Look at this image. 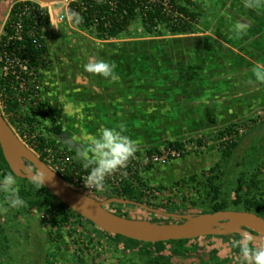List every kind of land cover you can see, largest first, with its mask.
Masks as SVG:
<instances>
[{
  "label": "rangeland",
  "instance_id": "374dc122",
  "mask_svg": "<svg viewBox=\"0 0 264 264\" xmlns=\"http://www.w3.org/2000/svg\"><path fill=\"white\" fill-rule=\"evenodd\" d=\"M70 1L39 2L49 15L44 35L52 62L48 69L38 70L36 83H28L30 91L20 92L18 115L29 116L40 103H46L35 109L32 127L17 120L0 88V108L26 147L39 156L35 150L39 136L60 141L47 129L51 125L49 117L53 116L64 132L85 145L83 159L80 161L77 153L61 141L59 148L67 151L74 163L84 164L91 156V140L101 126L122 128L143 155L151 147L163 150V156L153 160L140 158L145 165H155L143 173L145 182L171 186L182 177L210 169L220 160L219 143L211 139L215 131L230 123L247 122L240 132L241 144L226 165L224 191L232 194L244 172L247 177L262 180L259 185L264 190V81L256 77L258 71H264V0H251L254 7H245V0H196L202 15L194 33L170 34L161 24V35L148 34L138 18L118 38L110 40L99 39L94 27H80L71 14ZM15 2L0 0V40ZM237 24L244 26L240 33L236 32ZM89 60L114 65L118 80L88 73L93 88L86 91L82 80L86 73L79 64ZM3 65L0 64V81ZM44 112L47 116L42 115ZM203 135L207 139L205 146L196 148L195 143H190L191 154L169 157V141ZM16 179L19 193L22 189L37 193L29 189L30 180L25 183L23 178ZM108 193H112L110 187L97 195L105 200ZM147 194L155 204L182 206L184 210L176 214H206L199 213L203 205L187 208L184 192L177 189ZM112 210L133 219L149 215L132 204ZM51 218L52 211L38 207L30 210L28 204L9 208L0 194V264H150L87 221L74 217L66 225L55 226ZM169 218L156 221L183 222ZM251 229L241 227L242 232ZM257 243V247H264ZM209 244L206 237L195 238L192 245L199 251L182 252L186 256H174L171 263L244 264L240 252L231 246L217 240L215 245L223 248L214 252ZM175 246L168 244L167 250Z\"/></svg>",
  "mask_w": 264,
  "mask_h": 264
},
{
  "label": "trees",
  "instance_id": "16d2710c",
  "mask_svg": "<svg viewBox=\"0 0 264 264\" xmlns=\"http://www.w3.org/2000/svg\"><path fill=\"white\" fill-rule=\"evenodd\" d=\"M15 1L3 27L4 33L0 40V55L4 52L8 54L14 53L22 60H27L30 68L34 66L37 70L40 68L48 69L52 62V59L49 57V49L44 35V30L49 23L48 12L43 11L41 19L36 20V14L39 13L38 9L40 8L38 1ZM70 6L71 14L77 20L78 25L86 29L94 27L97 37L102 40L118 38L119 35L128 30L138 18L142 19L143 26L148 34H155L156 36L161 35L163 33L160 27L161 24L164 25L166 31L170 34H190L194 33L195 26L202 15L200 4L196 0H71ZM26 7L30 8L29 11H25ZM20 20L22 23L21 39H17L14 38L16 35L15 25ZM0 88L4 90L9 110L15 113L17 120H19L21 124H27V126L32 127L37 115L35 109L41 108L46 103H40L33 109L31 115L21 116L18 115L19 113L17 111L20 106V84L15 80L13 82H8V80L1 79ZM30 90L29 88L28 91ZM36 91L38 92V90ZM42 115L47 116V112L42 113ZM49 120L51 125L47 127V129L50 133L58 135L64 132L63 125L57 121L56 117L50 116ZM246 126H248L247 122H235L215 131L211 139L219 143V151L221 153L220 160L210 169L203 170L199 174H191L182 177L171 186L149 185L145 182L143 177L145 170L153 169L155 165L152 162L145 165L140 158L145 156V158L147 157L153 160L155 157L163 156V150L159 147H151L146 150L145 155L140 151H136L134 157L138 158L136 160H132V158L128 162L126 165V170L128 171L127 175H123L118 187L111 188L112 193L106 194V199L112 197L127 198L138 201L154 209H161L164 212L181 213L182 210H184L182 206L169 207L167 205L155 204L147 194L177 189L184 192L183 201L188 204L187 208H190V206L195 208L196 206L203 205L199 213H214L221 210L237 209L255 212L264 217V190H261L259 185L262 180L255 177H247V173L244 172L238 177L232 194L229 195L224 191L226 165L230 163L238 150L241 144L240 132L241 129ZM36 142L38 145H35V150L39 153L40 159L56 172L65 183L75 188L76 186L72 181V177L76 173L74 168L69 166L66 172L63 173L56 170L52 164L45 160L44 149L46 147H52L57 150L62 143L57 139L48 140L46 137L42 136H39ZM190 143H195L196 148H201L207 144V139L203 135L200 138H191L187 141L171 140L167 143V149L170 150L169 157L172 159L177 157L184 158L191 154L193 151L188 149V144ZM194 152L199 151L195 150ZM72 153L75 154L74 151H72ZM26 161L29 165L31 164L28 160ZM131 163L134 167L131 166ZM74 164L76 167H79V169L84 167V164L79 161H75ZM0 173L2 176L12 174L17 177L5 160L1 147ZM22 180L25 183L29 181L28 179ZM29 182H31V180ZM253 186L257 187V190L254 191L252 189L254 188ZM29 189L36 190L37 193H32V191L29 190L27 192L26 189H22L20 190L19 196L25 201V204H28L30 210L38 207L39 209L52 211L51 222L53 225H66L70 222V219L74 217L87 221L92 224L96 230L116 242L117 245H122L125 249L146 258L150 264H172L171 262L174 256L179 254H183V257L186 256L182 252L192 251L193 254L199 251L198 247L192 245L195 238L148 243L118 234H110L72 210L68 205L51 193L47 187L42 186L37 189L31 183ZM195 195L198 199H196ZM90 196L99 199V195L97 194H90ZM126 205L130 204L111 203L106 208L116 214L128 217L127 214L123 212L112 210L114 207L122 208V206L126 207ZM134 206L140 212L149 214L141 217L140 220L156 221L158 219H170L164 214L155 213L137 205ZM206 238L210 240L209 247H212L214 252H220L222 251L221 248H223V246L219 247L215 245V241L217 240L223 245H229L234 250L240 252L239 247L234 246L235 242L241 238L238 234L228 236H206ZM172 243L176 244L174 249L170 251L167 250L168 244ZM188 243L191 245H187ZM257 245V242L252 241L250 246L257 247Z\"/></svg>",
  "mask_w": 264,
  "mask_h": 264
},
{
  "label": "water",
  "instance_id": "95a60500",
  "mask_svg": "<svg viewBox=\"0 0 264 264\" xmlns=\"http://www.w3.org/2000/svg\"><path fill=\"white\" fill-rule=\"evenodd\" d=\"M43 3H55L67 0H36ZM59 140L73 149L81 161L83 159V143L78 142L67 132L58 134ZM13 143L19 144L26 154L17 155L12 149ZM0 147L10 166L17 177L31 180L30 174L43 176L40 166L52 171L58 178L46 179L45 187L68 205L72 210L82 217L88 219L96 226L110 234H118L141 242L155 243L161 241L194 239L206 236H218L229 234H242L241 227L250 226L253 231H246L252 237V241L263 243L259 237L264 234V217L245 210H221L214 213L200 215L176 214L164 212L161 209H154L138 201L127 198L112 197L105 200L96 199L84 192L78 191L59 177L44 161L34 152L26 147L5 118L0 108ZM26 160L36 167V170L29 167ZM111 203L133 204L143 207L155 213L164 214L168 217L177 218L183 222H157L149 220L133 219L116 214L106 207ZM147 223L149 229L140 228V223ZM193 222V226L190 224ZM264 244V243H263Z\"/></svg>",
  "mask_w": 264,
  "mask_h": 264
},
{
  "label": "clouds",
  "instance_id": "9594fccd",
  "mask_svg": "<svg viewBox=\"0 0 264 264\" xmlns=\"http://www.w3.org/2000/svg\"><path fill=\"white\" fill-rule=\"evenodd\" d=\"M245 7H254L251 0H245ZM236 32L243 30L242 25L237 24ZM84 70L93 75H99L103 78H111L117 81L118 76L114 72V65L105 61H93L83 65ZM258 80L264 81V71L256 73ZM137 146L123 130L101 126L94 138L91 140V156L84 161V168L88 169V175L84 181L86 188L101 190L105 179L123 169L127 163L134 158ZM31 183L37 188L45 185L46 179L50 177L44 172L43 176L30 174ZM17 179L12 174L4 175L0 178V194L6 198L7 206L15 209L25 206V201L19 196L17 188ZM252 237L249 233L241 234V238L235 242L234 246L239 247L240 256L244 264H264V247H251Z\"/></svg>",
  "mask_w": 264,
  "mask_h": 264
},
{
  "label": "built area",
  "instance_id": "2783aa9c",
  "mask_svg": "<svg viewBox=\"0 0 264 264\" xmlns=\"http://www.w3.org/2000/svg\"><path fill=\"white\" fill-rule=\"evenodd\" d=\"M29 9H30L29 7H26L25 11H29ZM38 10L39 13L36 14V20L41 19V16L43 15V8L41 7V5ZM63 18L64 16H61V19ZM15 27H16V35L14 36V38L21 39V32H22L21 20L15 25ZM0 64H4L3 65L4 75L2 79L8 80V82L9 81L13 82L14 80L17 81L20 84L21 92L29 89L28 87L29 82L36 83L37 81L39 71L34 66L30 68L27 60H22L14 53L11 54H8L7 52L2 53L0 55ZM44 153H45V160L48 163L56 166V168L54 167L56 170L65 173L66 169L69 166L74 168L76 170V173L72 177V181L76 186L75 189L88 194H99V192L108 189V187L110 188L118 187L120 185V181L123 175H127L128 173L125 166L123 169H120L115 173H113L112 175L108 176L105 179L104 186L101 190L90 189L84 186V181L86 180V177L88 175V169H85L84 167L82 169H79V167H76L74 162L71 161L67 151L60 148L55 150L52 147H46L44 149ZM136 159L137 158L134 157L132 160H136ZM131 166L134 167L132 163Z\"/></svg>",
  "mask_w": 264,
  "mask_h": 264
},
{
  "label": "bare ground",
  "instance_id": "6f19581e",
  "mask_svg": "<svg viewBox=\"0 0 264 264\" xmlns=\"http://www.w3.org/2000/svg\"><path fill=\"white\" fill-rule=\"evenodd\" d=\"M12 149L13 151L15 152V154H17L18 156L19 155H22V154H26L25 153V150H23V148L17 144V143H13L12 145ZM40 171L44 174V172L46 173L47 176L50 177V179H54V180H58L57 176L52 172L50 171L49 169L45 168L44 166H40ZM191 225L195 226L193 222H190ZM140 228L142 229H146L148 230L149 229V226L147 223H140L139 224ZM196 227V226H195ZM259 239L264 243V234H262Z\"/></svg>",
  "mask_w": 264,
  "mask_h": 264
},
{
  "label": "crops",
  "instance_id": "0c3cea01",
  "mask_svg": "<svg viewBox=\"0 0 264 264\" xmlns=\"http://www.w3.org/2000/svg\"><path fill=\"white\" fill-rule=\"evenodd\" d=\"M87 62H88V61H87ZM83 63H84V62H82V63L79 64L80 68H84V67H83V65H84ZM85 73H86V75L84 76V78H83L82 80H85L83 83L85 84V86H87V87H86V91H90V88H91V89L93 88V87H91V84H93V82H92L91 78L87 76L88 72L85 71ZM96 83H97V82H96ZM87 89H88V90H87ZM86 93H87V92H86ZM98 94H99V92H98Z\"/></svg>",
  "mask_w": 264,
  "mask_h": 264
},
{
  "label": "flooded vegetation",
  "instance_id": "af4514ba",
  "mask_svg": "<svg viewBox=\"0 0 264 264\" xmlns=\"http://www.w3.org/2000/svg\"><path fill=\"white\" fill-rule=\"evenodd\" d=\"M27 162V161H26ZM28 162H30V161H28ZM31 163V162H30ZM27 165L29 166V167H31L32 169H34V170H36V167L31 163L30 165L27 163Z\"/></svg>",
  "mask_w": 264,
  "mask_h": 264
}]
</instances>
